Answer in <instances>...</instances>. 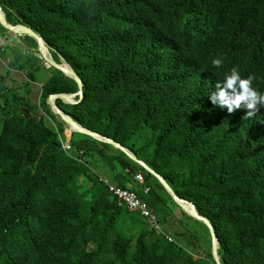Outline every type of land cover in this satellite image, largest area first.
<instances>
[{"label": "trees", "instance_id": "16d2710c", "mask_svg": "<svg viewBox=\"0 0 264 264\" xmlns=\"http://www.w3.org/2000/svg\"><path fill=\"white\" fill-rule=\"evenodd\" d=\"M0 4L9 23L34 29L57 61L70 63L84 80L83 100L59 98L63 109L120 141L193 202L216 228L222 264H264V160L248 156L220 118L229 115L203 97L206 80L233 67L252 72L253 87L264 93V0ZM19 39L9 68L0 72V264H217L209 228L182 208L176 215L177 202L152 172L84 133L72 137L74 154L64 150L68 125L48 99L77 93L79 84L56 67L27 70L25 57L39 59L27 53L37 51V41ZM213 58L222 59L220 68ZM12 69L26 72L24 93L25 81L18 90L12 85ZM33 82L44 83L46 114L39 118L32 114L40 109L30 100ZM262 114L264 107L256 115ZM261 129L250 121L249 132ZM249 132L240 138L251 141ZM101 169L146 201L160 230L149 215L118 206L99 181ZM137 172L150 192L139 182L129 185ZM128 213L138 216L128 220Z\"/></svg>", "mask_w": 264, "mask_h": 264}, {"label": "clouds", "instance_id": "9594fccd", "mask_svg": "<svg viewBox=\"0 0 264 264\" xmlns=\"http://www.w3.org/2000/svg\"><path fill=\"white\" fill-rule=\"evenodd\" d=\"M2 7V6H1ZM3 9V7H2ZM4 10V9H3ZM5 12V11H4ZM6 14V13H5ZM7 19V18H6ZM8 21V20H7ZM0 24H2L0 22ZM12 24V23H10ZM19 24V23H18ZM22 24V23H20ZM27 26V25H26ZM29 27V26H28ZM6 28V27H5ZM31 28V27H29ZM32 29V28H31ZM34 30V29H33ZM35 31V30H34ZM36 32V31H35ZM15 33V32H14ZM37 33V32H36ZM38 34V33H37ZM16 35L21 36V35H29L27 33H16ZM40 36V35H39ZM35 38V37H34ZM36 39V38H35ZM43 39V38H42ZM44 40V39H43ZM37 41V39H36ZM45 42V40H44ZM46 43V42H45ZM47 44V43H46ZM48 45V44H47ZM49 47V46H48ZM50 48V47H49ZM36 50L38 51L37 55L36 51L34 50L35 55L37 56L39 59V61H44L43 65L47 68H51V67H55L54 65H50L41 55L40 49H39V45H38V41H37V48ZM51 50V49H50ZM52 53V51H51ZM53 55V54H52ZM55 58V56H54ZM56 59V58H55ZM57 61V59H56ZM59 62V61H58ZM61 64H70L67 62H59ZM211 64L213 66H215L216 68H220L223 64V61L221 58H213L211 60ZM42 66V65H40ZM9 67V66H8ZM7 67V68H8ZM59 69V68H58ZM61 70V69H60ZM12 71H19L16 69H12ZM62 71V70H61ZM21 72L24 77L27 78L26 76V72ZM67 75V74H66ZM69 76V75H68ZM25 78V79H26ZM255 77L254 74L252 72H249L245 69H242L241 67L236 68H230L227 72L224 69L219 75L217 76H213V77H209L206 82L204 83V93H203V97L205 99V101L209 100L211 107L216 108L217 110L225 113L226 115H229L227 118L225 117H220L225 125V127L232 131L235 135L238 136V138L242 141L243 143V147L246 151V153L248 154V156L254 160H258V161H262L264 160V114L262 115H256L261 107H264V93L260 92L259 90H257L256 88L253 87V81H254ZM27 80V79H26ZM36 82H33V84ZM85 86V85H84ZM43 92V90H42ZM80 92V90H79ZM79 92L77 93H68V94H76L75 95V99L77 94H80ZM59 93H67V92H59ZM52 94H56V93H52ZM51 94V95H52ZM50 95V97H51ZM84 96H85V90H84ZM42 97V95H41ZM50 97L48 99V104H49V100ZM81 98V95H80ZM84 98V97H83ZM59 99V98H57ZM56 99V102H57ZM62 99V98H60ZM64 100V99H63ZM76 100H80V99H76ZM83 100V99H82ZM81 100V101H82ZM65 101V100H64ZM79 101V102H81ZM66 102V101H65ZM77 102V103H79ZM70 103V102H67ZM77 103H71V104H77ZM58 104V102H57ZM37 105L40 104L37 103ZM50 105V104H49ZM59 105V104H58ZM60 106V105H59ZM42 107V105H41ZM51 107V105H50ZM61 107V106H60ZM62 108V107H61ZM43 109V114H46V112ZM52 112L62 118L60 115H57L52 107H51ZM65 110V109H64ZM66 111V110H65ZM67 112V111H66ZM69 113V112H67ZM71 114V113H70ZM72 115V114H71ZM73 116V115H72ZM49 119H51L50 117H48ZM74 118V116H73ZM219 118V117H218ZM63 119V118H62ZM75 119V118H74ZM52 120V119H51ZM76 120V119H75ZM53 121V120H52ZM64 121V120H63ZM77 121V120H76ZM250 121L252 122H256L260 125H262V129L259 133H254V132H249V126H250ZM79 122V121H77ZM80 123V122H79ZM50 124V123H49ZM67 124V123H66ZM81 124V123H80ZM52 125V124H50ZM68 125V124H67ZM83 125V124H82ZM53 126H55V123L53 124ZM85 126V125H84ZM87 127V126H85ZM89 128V127H87ZM91 129V128H89ZM93 130V129H91ZM96 131V130H94ZM78 131H74L72 132L71 127L68 125L67 129H66V133L65 136H63V148L64 150L72 155L74 154V146L71 143L72 141V137L74 135V133H77ZM99 132V131H97ZM247 132H249L252 135V140H243L240 138V136L242 134H246ZM81 133V132H80ZM101 133V132H100ZM69 134V136L67 135ZM104 135V134H103ZM107 136V135H106ZM112 138V137H110ZM117 141V140H116ZM120 142V141H118ZM124 145V144H123ZM70 146V149H68L67 147ZM125 146V145H124ZM116 147V146H115ZM126 147V146H125ZM117 148V147H116ZM119 149V148H118ZM121 150V149H120ZM123 151V150H122ZM132 151V150H131ZM124 152V151H123ZM133 152V151H132ZM125 153V152H124ZM134 153V152H133ZM78 154H80V156L84 155V151H80ZM135 154V153H134ZM136 155V154H135ZM76 159L79 158L78 155H76ZM240 157V156H239ZM131 158V157H130ZM141 159V158H140ZM79 161H83V158L80 157ZM145 161V160H144ZM136 162V161H135ZM146 162V161H145ZM138 163V162H137ZM147 163V162H146ZM148 164V163H147ZM149 165V164H148ZM150 166V165H149ZM144 167V166H143ZM151 167V166H150ZM145 168V167H144ZM146 169V168H145ZM154 169V168H153ZM155 170V169H154ZM127 172H129V170H126ZM108 176H105L101 173V176H99V181L108 189V192L112 195V197H114L118 203L119 207H126L129 208L127 203L123 200H121L117 195H115L113 192L110 191V187L114 186L116 188L122 189V190H130L135 192L138 196L139 194L131 189H128L126 187H121L118 184H116L115 182L112 181L110 175L105 172ZM140 174L143 177V181L140 180L137 175ZM131 177L134 178L135 182H139L142 186H143V190L145 193L150 192L151 188L150 186L145 184V177L143 175L142 172H137L134 174H130ZM141 186V187H142ZM147 188H149L147 190ZM167 190V189H166ZM170 194V193H169ZM171 195V194H170ZM172 196V195H171ZM140 197V196H139ZM173 197V196H172ZM141 198V197H140ZM142 199V198H141ZM174 199V198H173ZM184 199V198H183ZM144 200V199H143ZM175 200V199H174ZM145 201V200H144ZM176 201V200H175ZM146 202V201H145ZM177 202V201H176ZM177 204L181 207V205L177 202ZM182 208V207H181ZM185 212H187L184 208H182ZM150 211V210H149ZM180 212V209L177 208V210L175 211L176 215L177 213ZM151 213V212H150ZM188 213V212H187ZM152 215H154L153 213H151ZM189 214V213H188ZM191 215V214H190ZM202 215V214H201ZM193 216V215H192ZM150 217V216H149ZM207 219H209L208 217H206ZM176 219V218H175ZM199 219V218H197ZM157 220V219H156ZM201 220V219H199ZM210 220V219H209ZM203 221V220H202ZM204 222V221H203ZM211 222V220H210ZM205 223V222H204ZM212 223V222H211ZM206 224V223H205ZM213 224V223H212ZM155 226L158 230H160V226L159 223L157 221V223H155ZM206 226L209 228V226L206 224ZM214 226V224H213ZM215 227V226H214ZM210 230V228H209ZM216 230V228H215ZM211 234V231H210ZM212 237V235H211ZM222 263V262H221Z\"/></svg>", "mask_w": 264, "mask_h": 264}, {"label": "water", "instance_id": "95a60500", "mask_svg": "<svg viewBox=\"0 0 264 264\" xmlns=\"http://www.w3.org/2000/svg\"><path fill=\"white\" fill-rule=\"evenodd\" d=\"M0 22L4 27L7 29L12 30L15 33H27L32 37H35L38 41L39 49L41 52V55L43 58L51 65H54L56 68L61 69L65 74L69 75L70 77H73L76 79V81L79 84L80 87V95L81 98L79 101H81L84 97V80L81 78V76L75 71L73 66L71 64H61L56 59L54 58V55H52L50 48L48 45L44 42L41 36H39L33 29L29 28L28 26L24 24H10L7 19H6V14L4 10L1 7L0 4ZM76 94H68V93H56L52 94L49 100V104L51 105L53 111L57 114L60 115L63 120L71 127L72 132H81L84 134L91 135L97 139H100L102 141L108 142L110 144H113L117 148L123 150L129 157H131L134 161L138 162L142 166H144L148 171L152 172L159 180L160 182L164 185V187L167 189V191L173 196V198L181 205L182 208H184L189 214L193 215L196 218H199L203 220L210 228L211 235H212V253L214 256V259L217 264H222L219 254H218V246H219V240L216 234L215 227L213 224L210 222L209 219H207L205 216L201 215L196 206L194 205L193 202L180 198L172 188V186L168 183V181L156 170H154L152 167H150L143 159H140L137 157L129 148L125 147L121 142L116 141L113 138H110L109 136L103 135L100 132L91 130L84 125L80 124L77 122L73 116L70 113H67L63 108H61L57 102V98H62L66 102L70 103H77L79 102L78 100L75 99Z\"/></svg>", "mask_w": 264, "mask_h": 264}, {"label": "rangeland", "instance_id": "374dc122", "mask_svg": "<svg viewBox=\"0 0 264 264\" xmlns=\"http://www.w3.org/2000/svg\"><path fill=\"white\" fill-rule=\"evenodd\" d=\"M19 44H22V41H21V39H19V36L16 35V33H14L12 30L5 28V30L3 29L2 32H0V72H4L5 68H7L9 66V63L12 60L14 51H18L19 48L21 47ZM31 48H33V47H31ZM22 49H25V46ZM33 49H35V48H33ZM3 51H5L7 53L6 57L2 56ZM27 53L35 54L34 50H29ZM37 53H38V51H36L35 55H37ZM23 63L27 64V66H26L27 70H32L35 66H40V65L43 66L44 61L42 63V61H39L35 57H25L23 60ZM42 71H43L42 77H45V79L50 76V74L48 72H45L46 70L43 69ZM12 77L15 79V82H13L12 85L17 90L19 89V86L23 80L25 82L21 87V91H22V93L27 91V89H28V86L26 85V83H27L26 79L27 78L24 77V75L21 72L12 71ZM43 84H44L43 82H36L34 84L31 83V86H30L31 88H34V92L30 96L31 102L40 104L39 111H33L32 112L33 116L37 117V118H39L41 116V114L43 113V109L41 107V95H42V90H43ZM48 122L52 125L54 124V122L51 119H49ZM67 135L69 136V134H67ZM133 184L137 185L138 183L132 180L129 185H133ZM177 207L181 209L180 206L177 205ZM137 216H138L137 213H128V214H126L125 218L128 220H132L133 218H135ZM176 223H177V219L174 218L173 221L171 222L173 228L170 229V231L174 232L177 229V227L175 226ZM200 254L204 255L202 249H198V251L196 252V255H200Z\"/></svg>", "mask_w": 264, "mask_h": 264}, {"label": "built area", "instance_id": "2783aa9c", "mask_svg": "<svg viewBox=\"0 0 264 264\" xmlns=\"http://www.w3.org/2000/svg\"><path fill=\"white\" fill-rule=\"evenodd\" d=\"M67 148L70 149V146H68ZM137 177L143 181L142 175L138 174ZM148 189L149 188H147V190ZM110 191L117 195L121 200L125 201L129 208L140 210L142 214L150 216V221L152 223H157L156 217L152 215L147 209V203L143 199H141L135 192L127 189L122 190L114 186L110 187Z\"/></svg>", "mask_w": 264, "mask_h": 264}, {"label": "crops", "instance_id": "0c3cea01", "mask_svg": "<svg viewBox=\"0 0 264 264\" xmlns=\"http://www.w3.org/2000/svg\"><path fill=\"white\" fill-rule=\"evenodd\" d=\"M101 173L105 176H108L103 169H101ZM132 180H134V178Z\"/></svg>", "mask_w": 264, "mask_h": 264}]
</instances>
